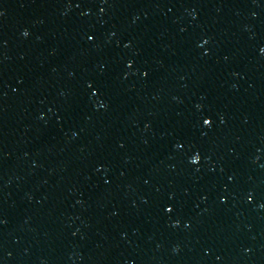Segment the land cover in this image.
<instances>
[{
    "label": "water",
    "instance_id": "water-1",
    "mask_svg": "<svg viewBox=\"0 0 264 264\" xmlns=\"http://www.w3.org/2000/svg\"><path fill=\"white\" fill-rule=\"evenodd\" d=\"M261 48L264 0H0V264H264Z\"/></svg>",
    "mask_w": 264,
    "mask_h": 264
},
{
    "label": "snow or ice",
    "instance_id": "snow-or-ice-1",
    "mask_svg": "<svg viewBox=\"0 0 264 264\" xmlns=\"http://www.w3.org/2000/svg\"><path fill=\"white\" fill-rule=\"evenodd\" d=\"M24 35H27V32H25ZM92 38L93 37H91V36L89 37V39H92ZM203 43H206V41H204ZM260 51L261 52H264V48H261ZM129 64H131V61H129ZM89 87L92 88L93 86L90 84ZM202 123L204 125H206V126H210V124H211V117H205V118H203ZM200 159H201V157H200L199 153L198 152H195V151L190 156V161H191L192 164H196ZM248 198H249V200H251L252 199V196H249ZM165 210L166 211H172L171 205L167 206ZM2 222L3 221H0V223H2Z\"/></svg>",
    "mask_w": 264,
    "mask_h": 264
},
{
    "label": "clouds",
    "instance_id": "clouds-1",
    "mask_svg": "<svg viewBox=\"0 0 264 264\" xmlns=\"http://www.w3.org/2000/svg\"><path fill=\"white\" fill-rule=\"evenodd\" d=\"M26 32V31H25Z\"/></svg>",
    "mask_w": 264,
    "mask_h": 264
}]
</instances>
